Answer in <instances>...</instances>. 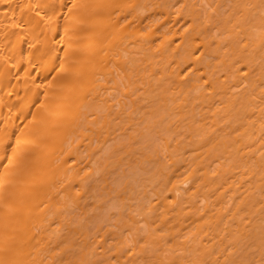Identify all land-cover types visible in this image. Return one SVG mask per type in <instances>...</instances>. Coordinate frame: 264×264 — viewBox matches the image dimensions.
I'll use <instances>...</instances> for the list:
<instances>
[{"label": "bare ground", "instance_id": "bare-ground-1", "mask_svg": "<svg viewBox=\"0 0 264 264\" xmlns=\"http://www.w3.org/2000/svg\"><path fill=\"white\" fill-rule=\"evenodd\" d=\"M0 264H264V0H0Z\"/></svg>", "mask_w": 264, "mask_h": 264}]
</instances>
